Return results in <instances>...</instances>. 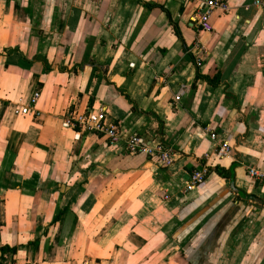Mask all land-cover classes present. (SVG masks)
Segmentation results:
<instances>
[{
	"label": "crops",
	"instance_id": "obj_1",
	"mask_svg": "<svg viewBox=\"0 0 264 264\" xmlns=\"http://www.w3.org/2000/svg\"><path fill=\"white\" fill-rule=\"evenodd\" d=\"M255 1L200 32L192 0H0V264H264ZM36 90L39 115L16 114ZM101 107L172 165L64 125Z\"/></svg>",
	"mask_w": 264,
	"mask_h": 264
},
{
	"label": "built area",
	"instance_id": "obj_2",
	"mask_svg": "<svg viewBox=\"0 0 264 264\" xmlns=\"http://www.w3.org/2000/svg\"><path fill=\"white\" fill-rule=\"evenodd\" d=\"M196 2V9L194 13L193 21L197 24L200 32H210L213 30L212 17L214 11L221 9L224 12L230 11V6L228 0H192ZM256 4H262L261 0H256ZM196 46L200 49H203V44L199 39H196ZM41 97V91L36 90L33 94L26 100H21L14 107V112L18 115H39L40 111L37 108V103ZM180 96H177L176 99H179ZM106 110L104 108H99L97 111L87 110L81 114L73 115L69 119L64 121V125L74 129L90 130L95 132L104 133L108 142L111 146H116L119 143L123 142L126 149L133 154L144 153L148 156L158 157V162L164 166H170L173 163V158L170 150L158 145L156 148L152 147L148 140L140 134H132L128 137H124L120 128L117 124L111 123L107 124L106 122ZM211 136L215 139L217 134L212 132ZM231 151V146L227 141H223L219 147V152L227 156ZM208 173L207 169L195 170L191 175V182L188 188L190 190L194 189L199 184L203 183L206 174ZM248 175L254 180H259L264 184V171L260 169L249 166L247 167Z\"/></svg>",
	"mask_w": 264,
	"mask_h": 264
}]
</instances>
